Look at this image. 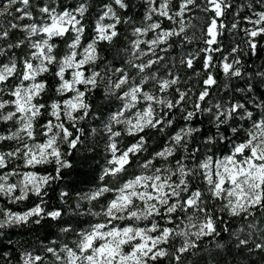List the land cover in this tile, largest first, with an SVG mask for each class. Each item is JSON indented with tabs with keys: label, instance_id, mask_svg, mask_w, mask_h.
<instances>
[{
	"label": "snow or ice",
	"instance_id": "1",
	"mask_svg": "<svg viewBox=\"0 0 264 264\" xmlns=\"http://www.w3.org/2000/svg\"><path fill=\"white\" fill-rule=\"evenodd\" d=\"M0 17V264H264V0H0ZM80 152L102 158L89 187L49 207ZM17 229L37 240L12 246Z\"/></svg>",
	"mask_w": 264,
	"mask_h": 264
},
{
	"label": "trees",
	"instance_id": "2",
	"mask_svg": "<svg viewBox=\"0 0 264 264\" xmlns=\"http://www.w3.org/2000/svg\"><path fill=\"white\" fill-rule=\"evenodd\" d=\"M3 19H4L3 17H0V20H3ZM193 23H199V21L193 20ZM105 55L109 58V60H111L114 53L107 52L105 53ZM117 59H119V57H117ZM260 63H262V61L260 60L256 61V64H260ZM93 100L94 102L98 103L101 106L104 105V101L102 99L97 100L94 97ZM92 155H94V153L92 152H89V153L80 152L79 154H75L73 157H69V160L73 164V167L65 170L66 175L64 176L63 181L59 182L56 185H53V189L49 192V197H48L49 207H60L61 206L59 203L58 197H59V192L63 185L72 186L75 190L87 189L89 187V184L85 183L84 181L90 178V175L92 173V167H97L98 162L102 161V158L98 157L97 163H94L92 167H89L84 162V160L86 156H92ZM10 207L14 208V210L16 211H23L26 205L25 204L10 205ZM48 232L53 233V235L48 238L49 241L57 239V237L60 235L59 230L57 228H49L47 230H41L40 238H43L44 236H46ZM2 239H3V244L0 245V247H4L6 250L11 251V248L8 245L9 238L3 237ZM35 240H37V237L34 234L25 233L19 229L16 230V234L11 236L12 246L17 245L18 243L33 242ZM209 247H212V245H209ZM251 260L259 262L260 257L259 255H252Z\"/></svg>",
	"mask_w": 264,
	"mask_h": 264
}]
</instances>
